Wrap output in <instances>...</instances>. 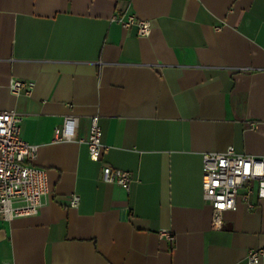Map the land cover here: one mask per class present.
I'll use <instances>...</instances> for the list:
<instances>
[{
	"label": "crops",
	"instance_id": "0c3cea01",
	"mask_svg": "<svg viewBox=\"0 0 264 264\" xmlns=\"http://www.w3.org/2000/svg\"><path fill=\"white\" fill-rule=\"evenodd\" d=\"M127 15L150 34L122 28ZM11 79L33 88L15 96ZM11 110L48 194L36 215L0 220V264H249L264 249V182L219 230L201 186L204 154H264V0H0V111ZM95 115L99 160L53 143L65 117L86 138ZM105 165L131 174L128 191L101 180Z\"/></svg>",
	"mask_w": 264,
	"mask_h": 264
},
{
	"label": "built area",
	"instance_id": "2783aa9c",
	"mask_svg": "<svg viewBox=\"0 0 264 264\" xmlns=\"http://www.w3.org/2000/svg\"><path fill=\"white\" fill-rule=\"evenodd\" d=\"M116 20L124 29L135 26L140 36L150 34V23L134 15L117 17ZM8 88L15 96L22 89H25V94H29L33 83L11 79ZM21 122L22 116L15 111H0V220L7 222L36 215L48 194L45 171L32 164L37 146L21 138ZM77 125V117H65L53 131V143L75 141L86 144L89 158L99 160L107 149L102 142L99 116L90 117L86 138L76 137ZM101 180L128 191L132 176L126 171L105 165L101 169ZM254 180L264 182V154L242 155L233 147H228L223 152L203 155L201 186L203 199L211 207L213 229L222 228L223 213L236 209L239 195L245 204H250L249 191L244 194L241 191ZM78 203L79 197L75 195L69 200L72 208L77 207ZM158 235L169 242L174 241L168 229H160ZM246 259L249 264H259L264 259V249H251Z\"/></svg>",
	"mask_w": 264,
	"mask_h": 264
}]
</instances>
